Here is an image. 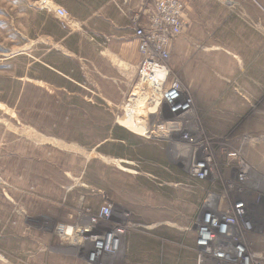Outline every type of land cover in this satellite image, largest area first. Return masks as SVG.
I'll use <instances>...</instances> for the list:
<instances>
[{
	"label": "rangeland",
	"instance_id": "obj_1",
	"mask_svg": "<svg viewBox=\"0 0 264 264\" xmlns=\"http://www.w3.org/2000/svg\"><path fill=\"white\" fill-rule=\"evenodd\" d=\"M116 1L0 0V264H92L89 236L114 227L94 264H197L205 215L244 207L231 234L264 264V0H182L167 65L192 111L168 131L133 100L155 0Z\"/></svg>",
	"mask_w": 264,
	"mask_h": 264
},
{
	"label": "built area",
	"instance_id": "obj_2",
	"mask_svg": "<svg viewBox=\"0 0 264 264\" xmlns=\"http://www.w3.org/2000/svg\"><path fill=\"white\" fill-rule=\"evenodd\" d=\"M185 10L186 4L182 0H155L147 11L148 20L135 31L140 55L135 69V97H145L144 101L150 103L151 107L155 106L153 111L157 115L167 113L170 119L164 122L163 126L167 131L181 126L184 117L192 111L191 99L184 96L179 82L170 77L167 65L172 42L182 33L185 26ZM245 209L246 207L234 209L233 218H224V222L214 220L212 213L205 215L204 221L208 219L206 224L201 225L198 233L197 264H203L207 260L226 264L251 263L253 256L247 252L246 246L231 234V225H236L239 219L243 221ZM109 212L110 207L105 206L100 216L106 217ZM224 224L227 230L221 233L219 226ZM244 225H248L247 221ZM121 233L122 231L115 227L102 234L92 233L89 239L93 248L87 254L88 262L94 264L104 256L114 254ZM205 236L206 241L203 240Z\"/></svg>",
	"mask_w": 264,
	"mask_h": 264
},
{
	"label": "bare ground",
	"instance_id": "obj_3",
	"mask_svg": "<svg viewBox=\"0 0 264 264\" xmlns=\"http://www.w3.org/2000/svg\"><path fill=\"white\" fill-rule=\"evenodd\" d=\"M139 99V100H138ZM134 101H140V100H145V97L143 98H137L136 97V99H133ZM145 103V102H144ZM147 103V102H146ZM128 109V111H130V116H129V119H128V122L126 123V126H127V128L130 130V131H132L133 133H135V134H137V135H142L143 134V132H144V129H143V127H144V121H142V120H137L136 118H135V113H134V110H133V108H130V107H128L127 108ZM155 109V106L154 107H152V108H150L149 109V111H151V112H153V110ZM189 115V114H188ZM149 131V130H148ZM197 172H199V171H197ZM208 219V218H207ZM207 219H206V221H207ZM209 220H210V217H209ZM206 221H204L203 223H205L206 224ZM219 230H220V232L221 233H224L226 230H227V226H225V224L223 225V226H219ZM84 233V232H83ZM203 240L204 241H206L207 240V236H205L204 238H203ZM204 243V242H203ZM202 243V244H203ZM200 245H201V243H200Z\"/></svg>",
	"mask_w": 264,
	"mask_h": 264
},
{
	"label": "crops",
	"instance_id": "obj_4",
	"mask_svg": "<svg viewBox=\"0 0 264 264\" xmlns=\"http://www.w3.org/2000/svg\"><path fill=\"white\" fill-rule=\"evenodd\" d=\"M114 1H116V0H114ZM125 1L126 0H117L116 2H118V3H120L121 4V6L122 5H125V4H129V3H131V0H127V2L128 3H125ZM138 1H141V0H135V2H138ZM111 2H113V0H111ZM114 4V3H113ZM115 5V4H114ZM120 6V5H119ZM99 17L101 16V15H98ZM104 20H106V21H109L108 19H106V18H103ZM109 22H111L112 23V25L115 27V25H114V22H113V20L112 21H109ZM63 47L62 48H64L65 50H67V51H69V52H74L75 51V49H73V48H68V46H65V45H63V44H61ZM58 53H60V56L62 57V58H64V59H71V57L69 56V55H67V54H65V53H62V52H59L58 51ZM42 65L44 66V67H46L48 70H50L52 73H54V74H56V75H58V76H60V77H69V73H68V70H63V69H61V68H58L56 65H54L53 63H51V62H49V61H47V60H42ZM117 137V136H116Z\"/></svg>",
	"mask_w": 264,
	"mask_h": 264
},
{
	"label": "trees",
	"instance_id": "obj_5",
	"mask_svg": "<svg viewBox=\"0 0 264 264\" xmlns=\"http://www.w3.org/2000/svg\"><path fill=\"white\" fill-rule=\"evenodd\" d=\"M55 24H56V26H57V23H56V22H55ZM63 38H65L64 41H63V42H64L63 45L67 46L66 39H67V38H70V36H67V35L65 34V35H63V36L61 37V39H63ZM73 38H76V35H74ZM51 84H53V83H51Z\"/></svg>",
	"mask_w": 264,
	"mask_h": 264
},
{
	"label": "flooded vegetation",
	"instance_id": "obj_6",
	"mask_svg": "<svg viewBox=\"0 0 264 264\" xmlns=\"http://www.w3.org/2000/svg\"><path fill=\"white\" fill-rule=\"evenodd\" d=\"M249 209H250V208H249ZM248 212H250V211H248V209L246 208V209H245V215H246ZM245 215H244V217H245Z\"/></svg>",
	"mask_w": 264,
	"mask_h": 264
}]
</instances>
